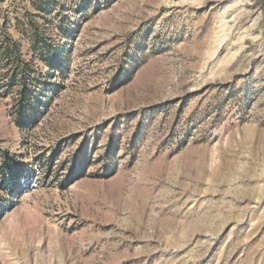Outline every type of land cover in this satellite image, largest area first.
I'll return each mask as SVG.
<instances>
[{
  "label": "rangeland",
  "instance_id": "374dc122",
  "mask_svg": "<svg viewBox=\"0 0 264 264\" xmlns=\"http://www.w3.org/2000/svg\"><path fill=\"white\" fill-rule=\"evenodd\" d=\"M3 151L0 264H264V0H0Z\"/></svg>",
  "mask_w": 264,
  "mask_h": 264
},
{
  "label": "trees",
  "instance_id": "16d2710c",
  "mask_svg": "<svg viewBox=\"0 0 264 264\" xmlns=\"http://www.w3.org/2000/svg\"><path fill=\"white\" fill-rule=\"evenodd\" d=\"M26 94L23 91L21 100L26 99ZM37 96L33 97V100H36ZM24 123L26 121L24 120ZM22 170V171H21ZM24 175L23 168L21 169L20 162L16 159L15 156L10 155L9 153L2 152V161L0 164V183L6 186L10 179H13L12 185L16 183L17 177Z\"/></svg>",
  "mask_w": 264,
  "mask_h": 264
}]
</instances>
